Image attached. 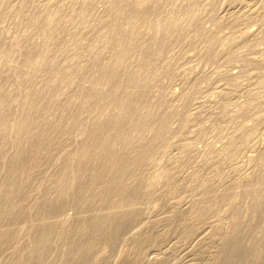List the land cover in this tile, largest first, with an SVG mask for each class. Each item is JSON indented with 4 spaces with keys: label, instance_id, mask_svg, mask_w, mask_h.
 Segmentation results:
<instances>
[{
    "label": "rangeland",
    "instance_id": "obj_1",
    "mask_svg": "<svg viewBox=\"0 0 264 264\" xmlns=\"http://www.w3.org/2000/svg\"><path fill=\"white\" fill-rule=\"evenodd\" d=\"M50 9L63 21L48 39ZM41 52L45 66L18 84ZM0 53V103L17 98L10 125L32 87L39 109L26 117L37 122L20 137L40 140L24 146L25 169L13 174L0 264H65L76 236L92 245L87 264H264V0H0ZM111 125L113 156L80 158ZM3 133L0 186L15 151L13 131ZM76 166L86 184L98 175L92 192L123 188L86 200ZM64 171L74 192L57 201ZM106 206L127 211L114 245L105 229H81ZM43 219L53 243L36 263Z\"/></svg>",
    "mask_w": 264,
    "mask_h": 264
},
{
    "label": "bare ground",
    "instance_id": "obj_2",
    "mask_svg": "<svg viewBox=\"0 0 264 264\" xmlns=\"http://www.w3.org/2000/svg\"><path fill=\"white\" fill-rule=\"evenodd\" d=\"M117 8L118 9L121 8V3L118 4ZM190 10L192 11V9ZM81 12L82 11H80V13ZM45 17H46V24L43 27V33H44L45 38L49 39V37L55 32L57 23H59L60 21H63V19L59 11L56 9L48 10L47 13L45 14ZM187 17H190V14L189 16H186V18ZM71 20L73 21V18L69 17L67 20H65V22H71ZM167 22H170V21L168 20ZM232 57H233V54H232ZM229 58L227 60H229ZM46 60H47V54L45 52H41L37 54L36 56L31 57L29 61L27 60L26 70L24 71V74L21 77V79L18 80V84H21V82L28 80L34 74V71L37 68L44 67L46 64ZM194 89H196V87ZM4 92L5 90L1 88L0 89V99L1 100H3L4 98ZM38 94H39L38 91L35 89H32V87H29L26 89V93L24 94V103L20 109V112H16L18 118L16 121V125H13V126L10 125L9 116L11 115V112H10L11 102H17V98L8 97V99H11L10 103H2V102L0 103V158L3 156L2 145L6 141L5 139L6 136L3 133L4 131L9 130V129L13 131L14 133L13 146L15 147V151L11 155L12 160L11 162H9V167L7 170V174H9L10 177H7L6 183L0 186V224L2 223L3 220L10 219L7 216L10 210L9 205L6 204L8 197L9 196L12 197L13 195L18 194L17 191L19 189L18 186L20 182L19 180L14 179L13 174L19 170L22 171V169H25V166L23 167V164H25L26 159L28 158V154L24 152V146L28 143V141H30L32 146L37 145L40 142V140L39 141L33 140L32 137H28V139H26V137H20V134L24 131V129L29 128L30 130H32L34 128L35 122H37V119L27 120L26 116L32 111L33 112L38 111L39 106L32 103L33 98ZM106 115H108L107 112H103L101 114V117L102 116L105 117ZM118 120H119V116L115 117V122H117ZM97 128H99V125L97 126ZM114 132H115V125L113 126L111 125L109 129L106 131V133L101 136V140L98 143H95L94 147L89 152H87L88 150H84L83 152L80 153L81 155L80 158L82 156L85 157L84 155L89 154V153H94V160L97 159L98 157H101L106 152H108L109 155L113 156L116 150L112 147L107 149V141L109 139L108 136H112ZM93 135H94L93 132H91L88 136L91 137ZM79 159H77V161ZM83 178H84V171H83L82 166H76L74 170V180L80 185L79 192L81 195L85 196L84 199L86 200L96 201L104 197L102 195V191H105L108 193L106 197L112 198V196H114L115 193L121 191L123 188V183H119L115 181L112 183H107L104 187L100 188L96 192H92L93 190L92 185L97 180L98 175L95 174L93 178H91V180L88 181V184L85 183L86 181ZM67 181H68V176L65 171L60 173L58 177L56 178V190L57 191H56L55 199L57 201L66 198L67 196H69L71 193L74 192L72 185H70ZM4 197L5 199L3 201ZM258 203H259V199L255 198L253 200L252 207L256 208ZM78 205H79L78 209L80 210V207L83 208L85 206V203L81 200V202ZM11 207H12V204H11ZM111 207H113V200L111 201ZM108 210H109L108 206L104 207L103 211L105 212V214L103 215L99 214L97 216H94L90 220L87 219L84 222L81 229L83 231V230L89 229L90 227H97V226L100 229H105L107 231V234L104 237L107 239V242L110 245H114L120 239L122 230L126 228L125 221H126L127 211H124L121 213H107ZM109 214L111 215L109 216ZM52 223H53L52 220L43 219L42 226L36 232L33 242H32L31 250L29 252L31 261L37 263V261L40 260L41 257L43 256V253L46 252L49 249V247L52 245L53 241L50 235V230L53 228ZM104 232H102L101 235ZM77 242H78V237L76 236L68 244V246H73L72 247L73 254L68 260H65V262L67 261L65 264H87L88 263L87 261H83V256H84V253L87 252L92 247V245L90 244L80 245V244H77ZM237 252H238V249L234 245V247H232L231 252H229L227 258L228 259L235 258Z\"/></svg>",
    "mask_w": 264,
    "mask_h": 264
}]
</instances>
